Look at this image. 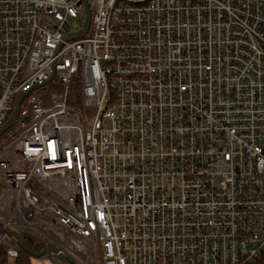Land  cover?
Returning <instances> with one entry per match:
<instances>
[{
	"label": "built area",
	"instance_id": "1",
	"mask_svg": "<svg viewBox=\"0 0 264 264\" xmlns=\"http://www.w3.org/2000/svg\"><path fill=\"white\" fill-rule=\"evenodd\" d=\"M17 109L0 226L76 262L264 264V0H0V131Z\"/></svg>",
	"mask_w": 264,
	"mask_h": 264
},
{
	"label": "water",
	"instance_id": "2",
	"mask_svg": "<svg viewBox=\"0 0 264 264\" xmlns=\"http://www.w3.org/2000/svg\"><path fill=\"white\" fill-rule=\"evenodd\" d=\"M17 115H18V109L16 111V114H15V117L13 118V120L0 131V135L16 121ZM2 231H6L11 236H13L17 240V242L20 244L23 251L28 253L31 257H36V258L43 257V256H46L47 254H50V253H52V254L55 253L58 255L65 256L60 251V249L58 247H55V246H47L43 249H35V248L31 247V245H30L31 241L29 239H27L26 237H24L21 233H19L16 230L5 229L4 227L0 226V232H2ZM65 257H67V256H65Z\"/></svg>",
	"mask_w": 264,
	"mask_h": 264
},
{
	"label": "rangeland",
	"instance_id": "3",
	"mask_svg": "<svg viewBox=\"0 0 264 264\" xmlns=\"http://www.w3.org/2000/svg\"><path fill=\"white\" fill-rule=\"evenodd\" d=\"M31 264H99L96 257L84 256L81 262H76L73 259H68L63 255H58L55 253L47 254L43 257H30ZM11 264V263H10Z\"/></svg>",
	"mask_w": 264,
	"mask_h": 264
},
{
	"label": "trees",
	"instance_id": "4",
	"mask_svg": "<svg viewBox=\"0 0 264 264\" xmlns=\"http://www.w3.org/2000/svg\"><path fill=\"white\" fill-rule=\"evenodd\" d=\"M35 249H43L44 245L36 247L34 243H30ZM31 264L30 255L24 251H20L17 257H10L7 253V247H0V264Z\"/></svg>",
	"mask_w": 264,
	"mask_h": 264
}]
</instances>
